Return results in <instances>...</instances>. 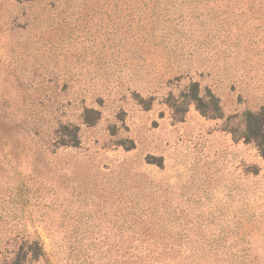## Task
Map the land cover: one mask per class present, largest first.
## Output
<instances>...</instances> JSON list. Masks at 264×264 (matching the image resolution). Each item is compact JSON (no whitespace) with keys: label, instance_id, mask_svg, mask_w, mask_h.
<instances>
[{"label":"rangeland","instance_id":"374dc122","mask_svg":"<svg viewBox=\"0 0 264 264\" xmlns=\"http://www.w3.org/2000/svg\"><path fill=\"white\" fill-rule=\"evenodd\" d=\"M263 106L264 0H0V264H112L114 239H227L264 264L242 138Z\"/></svg>","mask_w":264,"mask_h":264},{"label":"trees","instance_id":"16d2710c","mask_svg":"<svg viewBox=\"0 0 264 264\" xmlns=\"http://www.w3.org/2000/svg\"><path fill=\"white\" fill-rule=\"evenodd\" d=\"M193 102L203 115L208 116V104L204 103V93L198 83L191 84ZM211 93L209 92V95ZM209 102L214 108V117L220 112L218 102ZM95 120H99L96 113ZM90 124L89 122H87ZM92 124V123H91ZM245 131L243 139L253 143L264 159V106L257 111L244 113ZM62 129V131H59ZM62 146L77 147L80 144L77 129L62 125ZM168 235L172 230L165 232ZM227 239H114L111 244L112 264H256L257 257L251 247H241Z\"/></svg>","mask_w":264,"mask_h":264}]
</instances>
